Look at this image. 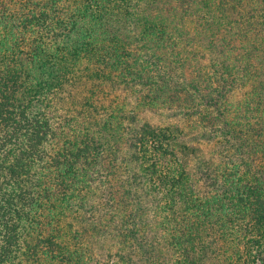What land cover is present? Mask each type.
<instances>
[{
  "label": "trees",
  "instance_id": "1",
  "mask_svg": "<svg viewBox=\"0 0 264 264\" xmlns=\"http://www.w3.org/2000/svg\"><path fill=\"white\" fill-rule=\"evenodd\" d=\"M0 264H264V0H0Z\"/></svg>",
  "mask_w": 264,
  "mask_h": 264
}]
</instances>
